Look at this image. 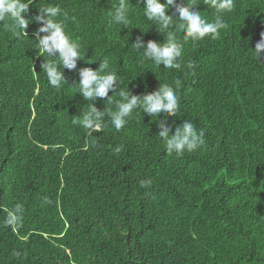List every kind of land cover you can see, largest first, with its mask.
<instances>
[{"label":"trees","instance_id":"obj_1","mask_svg":"<svg viewBox=\"0 0 264 264\" xmlns=\"http://www.w3.org/2000/svg\"><path fill=\"white\" fill-rule=\"evenodd\" d=\"M27 2L25 33L0 22V264H264V58L253 50L264 0H234L219 38L195 41L175 25L160 32L138 0H125L126 26L109 15L120 0ZM186 2L214 19L206 0ZM57 5L82 59L53 87L41 68L53 57L41 55L34 35L43 22L32 18ZM167 14L178 17L174 7ZM168 31L182 48L179 69L132 45L163 43ZM105 60L116 89L110 100L85 101L79 70ZM175 80L177 116L137 108L122 129L112 125L121 92L142 96ZM91 103L105 113L99 131L72 123ZM183 120L205 144L169 154L161 125L174 134Z\"/></svg>","mask_w":264,"mask_h":264},{"label":"clouds","instance_id":"obj_2","mask_svg":"<svg viewBox=\"0 0 264 264\" xmlns=\"http://www.w3.org/2000/svg\"><path fill=\"white\" fill-rule=\"evenodd\" d=\"M208 5L216 10V15L212 21L207 20L201 15L200 11L193 10V3L183 0L177 3V0H138L143 3L144 16L159 25L157 28L164 33L174 25L182 29L185 38L192 40H201L206 36L213 39L219 38L220 31L227 27L223 19V13L231 12L234 7V0H206ZM30 4L27 0H0V22L10 20V24H4L6 30L13 33L22 31L31 22L25 18V14L30 11ZM170 7H174L178 17L174 20L172 15L167 14ZM39 14L32 18L35 22H43L36 33L38 40L37 49L43 54L53 57L50 61H44L41 68L48 77V82L53 87H59L65 81L64 68L75 69L76 62L81 58L80 45L73 41L65 32L64 22L59 19L63 14L62 9L57 6H43L38 9ZM129 8L125 0H120L114 11L110 12L111 21L117 25H127ZM179 21L177 24L176 22ZM48 33L40 37L39 33ZM134 48L140 50L143 47V56L151 59L157 66L161 64L168 69H179L181 64L178 62L182 55V48L175 39L172 31L167 32V40L163 43L149 40L146 45L142 43V37H137L132 44ZM254 55L256 59L264 58V33H261V39L255 44ZM58 53V55H57ZM80 80L76 85L78 92L85 101H91L94 98H105L110 100L109 91H115L118 81L117 74L109 70V63L105 60L100 62L99 68L93 70L84 67L79 70ZM181 86L180 80H175L172 84L160 85L159 89L153 93L138 96L132 95L129 91L121 92L122 101L117 102L116 111L109 112L112 125L120 130L127 123L134 109L142 108L143 113L151 116H159L163 113L165 118L177 116L179 111V98L175 88ZM104 110H98L92 103L91 106L83 110L82 115L75 116L72 120L74 125H80L85 129L101 130L103 127ZM157 136L166 144L169 154L175 152L182 155L185 151L193 152L205 144L203 133H198L194 125L183 120L182 124L176 127L174 134L171 127H163ZM121 149L117 147L116 152ZM151 184V180L141 181L142 187ZM21 205L15 206V211L21 210ZM17 220L16 215L10 212L5 223L12 225Z\"/></svg>","mask_w":264,"mask_h":264}]
</instances>
